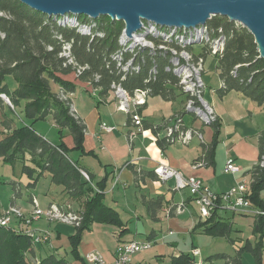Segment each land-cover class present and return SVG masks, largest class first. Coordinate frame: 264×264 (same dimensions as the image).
I'll return each instance as SVG.
<instances>
[{
  "label": "trees",
  "instance_id": "16d2710c",
  "mask_svg": "<svg viewBox=\"0 0 264 264\" xmlns=\"http://www.w3.org/2000/svg\"><path fill=\"white\" fill-rule=\"evenodd\" d=\"M68 19H75L76 25L70 22L64 24L63 21ZM207 27L210 36H217L219 31H216V28L220 27L224 39L223 50L215 55L219 56L216 57L217 72L221 81V88L216 94L223 98L235 91L256 102L257 106L264 107V59L260 58L253 35L239 24L218 16L213 17ZM124 28L122 21H113L105 16L97 19L85 15L65 18L47 16L18 0H0V109L6 107L13 112L22 110L24 119L32 124L51 117L61 134L65 130L69 131L75 142L74 149L81 152L87 127L78 117L70 100L77 86L68 77L73 76L75 81L99 90L100 98H106L112 91V85L121 82L122 87L130 93L149 87L151 96L171 100V91L167 85L170 83L181 87L178 76L171 68L168 54L141 50L132 55L138 68L127 73L122 70L115 56L123 48L120 38ZM149 39L160 43L155 37ZM66 47L70 48L69 58L61 57V53L67 50ZM204 49L206 59L210 51L207 46H204ZM127 59L129 56L125 55L123 63H126ZM79 68L85 70L79 73ZM10 77L17 85L14 90L7 83ZM149 79L147 85L146 81ZM2 96H6L11 105H8ZM32 124L15 128L14 121L4 116L2 125L7 133L0 132V159L7 165L20 164L22 174L33 181L29 186H35L45 174H49L53 185L62 187L71 199L80 202L82 209L79 212L71 211L78 216L79 225H73L76 231L69 237V253L74 260L86 264L79 252L84 234L90 231L94 224L123 226L118 213L104 204L103 191L107 179L93 186L94 177L88 173L91 183L86 181L81 174V171L85 170L70 158V150L65 144L54 146L40 136ZM211 126L214 130V140L211 145L203 146L204 157L197 160L205 166L214 164L220 131V123L217 120ZM153 131L155 132L154 128ZM165 141L172 140L165 138ZM258 147L260 159L251 171L249 200L256 207L264 209V201L261 198L264 190V132L259 137ZM154 172L156 174V171ZM152 177L155 179L157 176ZM142 202L151 219L157 220L164 199L143 198ZM216 217V213H213L211 218L200 221L192 233L199 231L212 238L230 240L232 224L217 220ZM253 229L254 234H260V241L255 248L247 243L238 249V252L241 254L248 251L253 255L256 264H262V218L257 219ZM230 242L233 243L232 240ZM34 245L24 230L17 231L10 226H0V264H33L32 260L36 258ZM236 263L242 264L240 260ZM39 264L70 263L66 256L51 254L41 259ZM164 264L198 263L191 254L185 253L171 257Z\"/></svg>",
  "mask_w": 264,
  "mask_h": 264
},
{
  "label": "crops",
  "instance_id": "0c3cea01",
  "mask_svg": "<svg viewBox=\"0 0 264 264\" xmlns=\"http://www.w3.org/2000/svg\"><path fill=\"white\" fill-rule=\"evenodd\" d=\"M208 58L215 59L217 72V59L209 55L206 57L205 64ZM16 86L14 85L11 89L14 90ZM167 88L171 91V100H165L161 96L159 97L170 105L172 113L168 116H154L151 113L152 105L148 98L147 105L141 111L145 129L133 138L130 134L136 131V127L127 114L118 111L113 92L110 91L106 98H100V96L97 97L100 93L99 90H94L92 86L90 89L97 99V102H92L94 107L85 110L82 106L79 108V106L76 107L74 105L78 117L84 121L87 127L81 152L80 150L74 149V139L67 130H65V133L68 135L67 137L64 139L55 138L53 141L37 132L54 146H59L64 143L70 150V158L78 162L82 169L94 177L93 186H95V183L97 184L103 179H107L103 191L104 204L116 211L123 223L122 227L114 226L117 230L113 232L117 240V245L107 253V258L105 256L108 262L115 260L117 252L123 244L132 241H150L153 246L151 250L155 249V262L157 264H164L171 257H178L181 254H185L179 250L180 238L185 239L191 236L204 235L199 231L194 234L192 233L195 226L200 221L205 220L200 218L198 207L193 204L194 202L191 199L190 193H185V190L181 192L175 191L174 180L161 181L158 177L155 179L152 177L155 175L154 171L159 164L173 168L185 177L193 176L202 179L204 184L215 193H225L243 182L248 184V188L251 191V171L260 159L258 140L262 132H264V120L262 119L264 107L257 106L258 104L256 102L235 91L228 93L223 98H217L211 94L209 97V105L214 110L217 121L220 123V131L217 138L218 143L214 154V164L195 167L194 163L204 157L203 146L212 144L214 130L212 126H205L206 124L203 121L195 118L196 116L192 112L185 113L184 109H186L185 102H187V96L180 91L177 85L169 83ZM220 88L221 81L219 79L218 86L213 90L214 93L216 94ZM206 91L207 87L205 83L204 95ZM181 96L182 98L179 99ZM6 110V107L0 109L4 113ZM118 114H123L124 116L118 118ZM177 116L183 118V122L187 128L198 129L203 136H195L188 145L181 143L168 144L163 141H158L153 128L162 126V128L165 127L166 129L167 127H171L175 123ZM50 119L52 118L50 117ZM2 122L3 120H1V124ZM102 122L116 126L117 130L112 133L102 132L100 130V124ZM14 127H16L15 123ZM4 133H7V131ZM72 154L76 155L75 158L71 156ZM229 157H233L236 160L237 164L241 167V172L234 175L224 173L225 164ZM46 176L51 182L49 174H45L42 178ZM39 182L41 180L36 182L35 186H30L33 190L28 191H35L38 188ZM52 186L57 197L52 198L44 208H41V203L34 194L33 196L25 197L22 188L14 183L16 194L11 200L12 203L9 202L1 207L0 215L3 213L2 211L7 210L11 206L20 208L28 214L33 210V199L37 200L41 210L47 209L52 204H56L65 211H73L74 205L77 202L71 199L62 187L56 186L58 187L57 190L55 189V185L52 184ZM10 194H13L12 191ZM157 197H162L164 204L162 210L158 213L157 220L153 221L142 199L145 198L148 200ZM17 198L20 200L18 201ZM261 198L264 201V190ZM182 203L185 204V208L183 212H179L178 206ZM215 213L217 220L232 224V232L236 233L235 236L237 239L243 237L247 229L250 231L248 234L249 237L246 240H236L235 246L237 249L243 248L247 243H250L252 248L256 247L260 241V234H254L253 228L259 217H256L250 212L246 214L218 210ZM163 221L166 222V233L160 230L162 229ZM142 222L143 226L140 225ZM10 227L17 231L24 230L26 232V226L18 221H13ZM31 228L36 231H50L54 241H62L64 236L67 235L68 242L69 237L73 236L76 231V228L73 229L72 227L59 225L50 228L46 222L34 223L31 225ZM138 236L143 238L139 239ZM262 243L264 245V236ZM59 248L54 246V244L53 246L44 244L41 247L38 245V249L34 250L35 259L41 260L46 257H43V255L47 253L48 255H58ZM193 249H199L201 251L198 246L193 245L191 242V248H189L186 254H191ZM201 255L203 257L202 251ZM84 256L82 255V257ZM141 259L144 261L143 258ZM138 261L136 258L135 263ZM262 261H264V250L262 252ZM130 264H133V261ZM142 264H152V262H143Z\"/></svg>",
  "mask_w": 264,
  "mask_h": 264
},
{
  "label": "rangeland",
  "instance_id": "374dc122",
  "mask_svg": "<svg viewBox=\"0 0 264 264\" xmlns=\"http://www.w3.org/2000/svg\"><path fill=\"white\" fill-rule=\"evenodd\" d=\"M218 17L223 18L221 16H218ZM224 19L227 20V18H224ZM70 20L73 21L75 19H70ZM239 26H242V25H239ZM159 29L162 30V28H159ZM122 36H121V38H122ZM121 38H120V41H121ZM128 43L129 44L134 43V40H131V42L129 41ZM124 45H125L124 47H126L127 44L124 43ZM201 47H203V49H204V45L195 44L193 46V48H191V49H193L194 52L193 51H190V52L191 53L193 52L195 55H197V54L201 53ZM143 50L144 51L145 50L151 51L150 48H145V47ZM211 55H213V54H211ZM213 56H215V55H213ZM216 64L217 63L215 62V59L208 58L205 66H204L205 72L203 75V79H204V81L206 83V87H207V91H206V94L204 95V99L207 102V104L210 103L209 97L211 94H213V95H215V97L219 98V96L217 94H215L213 91L214 88H216V86H218V84H219V77H218L217 72H216ZM68 79L69 80L71 79V81L75 82L76 86H77L74 95L72 94L70 96V100L72 101L73 105H76V107L79 106V108H80V106H82L83 108H85V110L92 109V107H94L92 102L93 103L97 102V99L92 94L93 91L90 89L88 84L82 83L80 81H78V82L75 81L73 76H70ZM7 81H8L7 83L9 85V87H11V88L14 85H16L15 81L11 77L8 78ZM56 89H57V87H55V90ZM97 97H99V95ZM114 97H115V95H114ZM181 98H182V96L179 99H181ZM115 99H116V97H115ZM3 100H4V98H3ZM149 101L152 105L151 106V113L154 114V116H168L172 113L170 105H168L167 102H165L159 96H150ZM116 102H117V100H116ZM176 107H178V105H176ZM6 109L7 110L5 111V113L0 111V132L1 133L5 132L4 127L1 124V120H4V115L14 121V123L16 124L15 128L20 127V126H24L27 124H32L30 121H27L24 119L22 110H17L16 112H13L12 110L10 111L9 108H6ZM186 112H188V111L186 110ZM123 116H124L123 114H118V118H122ZM216 118H217V116H216ZM262 119L264 120V112L262 114ZM215 122L216 121H214V123ZM214 123H212V124H214ZM32 126L36 130V132H39L40 135L48 137L52 141L55 140V138L59 139V138L63 137V139H64L65 137L68 136L67 133H65V131L63 132V134L60 133V129L57 128V126L54 124L52 119H50V117L43 120V121L35 122L32 124ZM71 156L73 158H75L76 155L72 154ZM32 182L33 181L31 179H29L27 176L22 175L20 164H17L16 166H11V165L4 164L2 162V160L0 159V200H1L0 201V209L3 205H5L9 202L12 203L11 200H12V198H14V196L16 194V191H15L16 189L14 188V183L22 188V191L25 194V197L33 196V194H34L35 197H37L38 200L40 201L41 208H44L46 206V204L52 200V198L57 197L56 196L57 194L55 193V190H53V186H52L49 178H47V176L45 178L41 179V182H39V184H38V188L33 192L28 191V190H33V188H31L32 186L31 187L29 186V184H31ZM57 188L58 187L55 186V189H57ZM11 191L13 194H10ZM187 192L190 193L188 190H185V193H187ZM17 200L19 201L20 199L17 198ZM33 201H37V200L33 199ZM80 206H81L80 202L77 201L76 205H74L73 211L79 212L78 210L81 209ZM55 207L61 208L60 206H58L56 204H55ZM3 214H4V212L0 215V217L3 216ZM11 221L12 222L18 221L21 224H26V223L30 222L29 223L30 225H33L34 223H38V222H46L50 228H52V226H58L59 225V226H66V227H70V228L72 227L73 229H75V227H73L69 222L61 221L59 218L50 219V216H36L33 213V210L27 214L26 212H24L23 210L20 209L19 213L11 214ZM140 225L143 226V222ZM161 228H162V229H160L161 232L166 233V231H167L166 222H164V221L162 222ZM116 231L117 230L112 225L94 224L92 226L91 230L84 234L82 243L80 245L81 256L85 255L84 260H85L86 255L90 252H93V251L102 254L104 256V259H105V256L107 258V253L111 249H113V247H115L117 245V240L115 239L114 234H113V232H116ZM247 231L243 234V237H239V239H237V237L235 236L236 233L232 232L230 235V240H233L234 243L230 242V240L227 238H221V239L220 238H212V237H209L206 235L191 236V237H187L185 239L180 238L179 250H181L184 253L188 252L189 248H191V242H192L193 245L198 246L201 249V251L203 253L202 259L204 261V264H237L236 263L237 260H240L242 264H256L254 257L250 252L244 251L240 254L238 252L239 250L235 246L236 240L237 241H240V239L246 240L249 237L248 234L250 231L248 229H247ZM26 232H32V231L26 230ZM33 234L36 235V232L33 231ZM138 238L142 239L143 237L138 236ZM32 240H34V238ZM34 244H35L34 245L35 249L37 250L38 246H36V243H34ZM44 244L49 245V246H51V245L53 246V244H54V246L60 247L58 249V250H60L58 255L60 257L66 256V259L68 260V262L70 264H82L80 261H76L71 257V255L69 253L70 252V244L67 240V235L64 236L62 241H54L53 235L51 233L50 239L47 242H42L40 247L43 246ZM121 249H122V247H120L118 252L121 251ZM154 250L155 249H152V250L150 249L149 251L133 255L131 258V260L133 261V264H142L143 262H150V261L152 262V264H157L154 260V259H156ZM49 251H52V250H49ZM52 253H55V252H52ZM44 256H48V253L43 255V257ZM136 258L139 261L135 263ZM141 258H143L144 261H142ZM106 262H107V264H109V263H112L113 261L108 262L106 260ZM32 263L33 264H39L40 260L34 259V260H32ZM85 263H86V260H85ZM86 264H88V263H86ZM262 264H264V261H262Z\"/></svg>",
  "mask_w": 264,
  "mask_h": 264
},
{
  "label": "built area",
  "instance_id": "2783aa9c",
  "mask_svg": "<svg viewBox=\"0 0 264 264\" xmlns=\"http://www.w3.org/2000/svg\"><path fill=\"white\" fill-rule=\"evenodd\" d=\"M216 31H222L220 27L216 28ZM165 43V49H168V44ZM193 51V49H191ZM194 52V51H193ZM205 49L201 47V53L197 54L200 56V60L202 62V69L204 75V66H205V57H204ZM207 53V51H206ZM210 56L216 58L219 56H213L208 53ZM61 57H63V52L61 53ZM69 65V64H68ZM118 68V66H117ZM75 75L77 76V69L75 70ZM152 77V76H151ZM204 81V79L202 80ZM150 79L146 81L148 85ZM121 82L114 83L112 85V92L117 100V109L129 116L134 126L136 127L135 132H131L130 136L133 138L135 135L142 133L144 131V118L141 114L143 108L147 105L148 98L150 97L151 89L149 87L136 89L133 93L126 91ZM180 91L186 96V90L184 88H179ZM138 90H145L146 97H138ZM4 101L11 105V102L6 96H2ZM197 105L202 108V102H198ZM186 108V102H185ZM187 109V108H186ZM186 109H184L186 113ZM205 125V126H211ZM174 126V134L173 141H165V127H154L155 137L158 141H164L168 144L173 143H181L184 145H188L191 140L195 137H202L203 135L200 133L198 129L195 128H187L183 122V118L181 116H177L175 119ZM100 130L104 133H112L117 130L116 126L108 125L106 122H102L100 124ZM195 167H202L203 162L197 161L194 163ZM241 172V167L237 164L236 160L233 157H229L225 164L224 173L225 174H237ZM82 176L86 181L91 183V179L89 174L86 171H81ZM161 181H169L174 180L175 182V191L181 192L183 190H188L191 195V199L193 200V204L198 207V213L200 218H211L213 213L218 210L229 211L233 213H252L256 217H260L264 221V209H260L256 207L250 200V190L247 183L243 182L242 184L232 188L231 190L225 193H215L208 186H206L202 179L198 177H185L179 171L170 168L164 164H159L156 167L155 174ZM96 189V188H95ZM97 190V189H96ZM33 213L36 216H50L52 218H59L61 221L69 222L72 226L71 220H64V214L62 213V208H56L55 204L50 205L47 209L41 210L37 201H33ZM185 208V204L182 203L178 206V211L183 212ZM19 208L11 206L7 210L3 211V216L0 217V223L2 224H11V214L19 213ZM30 223V222H29ZM29 223L24 224L26 226L25 230H31L36 232V239L32 240V243H36V246L41 245L42 242H47L50 239L51 233L47 230H34L31 228ZM76 228V227H75ZM152 242L150 241H132L122 245L121 251H119L116 255L115 260L109 264H130L131 258L133 255L148 251L152 248ZM191 255L197 260L198 263L204 264L202 259L201 251L199 249H193ZM86 263L88 264H107L104 256L98 252H90L85 257Z\"/></svg>",
  "mask_w": 264,
  "mask_h": 264
},
{
  "label": "water",
  "instance_id": "95a60500",
  "mask_svg": "<svg viewBox=\"0 0 264 264\" xmlns=\"http://www.w3.org/2000/svg\"><path fill=\"white\" fill-rule=\"evenodd\" d=\"M31 9L54 17L105 16L122 21V35L131 41L152 23L160 28H196L211 17L240 23L254 37L264 59V0H18ZM76 21V20H75Z\"/></svg>",
  "mask_w": 264,
  "mask_h": 264
},
{
  "label": "bare ground",
  "instance_id": "6f19581e",
  "mask_svg": "<svg viewBox=\"0 0 264 264\" xmlns=\"http://www.w3.org/2000/svg\"><path fill=\"white\" fill-rule=\"evenodd\" d=\"M212 18L213 17H211L210 20H212ZM63 22L64 24L70 22L73 25H76L77 23L75 20L71 21L70 19ZM208 22L206 25L198 26L196 28H162L164 30H159L158 28L160 27L155 24L144 23L143 29L132 39L134 40V43L129 44V41H127L125 37L122 36L120 41L121 45H123L122 51H119V53H117L115 56V59L118 60L122 70L127 73L129 70L138 68V66L135 65L134 57H132V55H135L139 51L143 50L144 47L150 48L152 51H160L168 54V56H170L169 58L171 59V68H173L172 70L179 78V85L181 88L186 90V110L188 112H192L196 116L195 118L203 121V123L206 125L214 123L217 118L212 107L207 104L204 99L205 83L202 81L203 69L200 56L195 55L190 51L195 44H201L209 47V51L213 55H217L223 50L224 39L222 37V31H219L217 36H210L209 29L207 27ZM238 24L241 25L240 23ZM85 30H87L86 27ZM149 37H155L157 41H160V43L155 44V42L153 40L151 41ZM162 42H166L168 44V49H165V43ZM124 43L128 46L126 45V47H124ZM173 45L179 47L180 49L178 50ZM66 48L67 50H65L63 56L69 58L70 48ZM125 55H128L129 59H127L128 61H126V63H123V58ZM70 62L72 63V60H70ZM84 70L85 68H79L78 72L81 73ZM138 97H146L145 90H138ZM197 99L198 102H202V108L197 105ZM173 134L174 126L167 127L165 129L164 137L173 141ZM56 208L57 207H55V209ZM62 213L64 214V220H71L73 225H79V218L75 213L64 210H62ZM202 219L207 220L208 218ZM10 225L11 224L0 223V226L3 227H8ZM27 233L31 239H36V235L33 234V232Z\"/></svg>",
  "mask_w": 264,
  "mask_h": 264
}]
</instances>
